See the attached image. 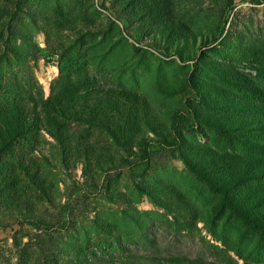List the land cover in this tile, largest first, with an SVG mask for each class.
Listing matches in <instances>:
<instances>
[{"label": "rangeland", "instance_id": "1", "mask_svg": "<svg viewBox=\"0 0 264 264\" xmlns=\"http://www.w3.org/2000/svg\"><path fill=\"white\" fill-rule=\"evenodd\" d=\"M125 4L0 0V73L22 84L18 100L101 83L136 92L152 109L150 127L143 125L132 145L79 120L65 125L80 158L63 161L43 128L35 142L10 145L4 160L19 186L0 193V264L264 262V231L233 213L183 158L220 178L227 164L215 153L264 158V148L245 138L264 140L262 128L251 133L231 121H203L230 120L240 110L221 100L210 108L197 92L213 86L253 99L251 83L264 89V0H170L159 10L152 4L156 22L140 17L141 10L126 16ZM175 38L185 42L175 45ZM214 61L226 70L216 72ZM13 95L0 89L3 98ZM21 158L41 182L20 168ZM262 184L264 177L251 178L232 192Z\"/></svg>", "mask_w": 264, "mask_h": 264}, {"label": "trees", "instance_id": "2", "mask_svg": "<svg viewBox=\"0 0 264 264\" xmlns=\"http://www.w3.org/2000/svg\"><path fill=\"white\" fill-rule=\"evenodd\" d=\"M152 4L156 6V10H159L165 4L170 5V0H126V4L123 5V12L126 16L134 17L141 10L142 14L139 15L140 17L150 22H156L153 17ZM142 6H145L146 10H142ZM180 28L184 29L182 26ZM175 39V45L178 46H182V41L185 42L184 38L181 40L179 38ZM195 40L194 37H191L192 42H195ZM191 41L187 39L186 43ZM177 52L179 54L182 53L178 49ZM223 66L225 64L214 61L212 68L216 72L225 71L226 69ZM234 72L236 71L232 70L231 72L233 76L238 77ZM63 87L65 86L62 85L57 89L53 88L51 90L53 92L46 98L40 101L35 99L33 103H28L18 100L15 95L23 90L22 84L15 79L5 78L0 73V89L14 94L11 100L0 96V161L5 165L3 166L4 176L0 178V193L5 192L3 190L5 188L7 193L8 191L12 192L15 187L18 188L19 186L18 177L13 175L14 170L4 160V154L10 149V145H13L18 139H24L26 143L35 142L38 138V131L41 128L46 129L56 140L63 161H68L71 160L72 156V158L74 156L80 158L81 153L77 151V143L73 139L68 126L65 125L67 121L79 120L85 122L92 127L105 131L114 143L126 146L134 144L136 138L139 135H143L142 126H149L152 119L150 116L152 109L149 102L136 92L126 88L101 83L68 84L65 88ZM212 87H207L205 92L200 90V88L198 89L197 92L203 103L208 104L207 106L210 108H215L218 106L216 102L221 100L227 106H235V109L243 111V113L235 111L237 113H233V117L230 120L226 116L217 119L214 115H204L203 121L217 125L218 120L223 119L224 122H233L235 127L244 131L254 133L252 131L253 128L258 127L262 128L264 132V89L251 83L248 89L254 92V97L253 99H247L230 89L215 91ZM63 91L72 92L67 95ZM234 126L231 125V127ZM245 138L251 144L264 148V140L251 137ZM88 154L86 151L83 153L85 156ZM228 154L215 153L217 157L223 159L227 164L224 167L225 171L221 178L213 171L208 170L205 172L203 165H196L191 163L186 157L183 158L202 182L208 185L210 189L220 193L222 202L233 213L238 215L250 227L264 231V184L250 186L251 192L249 193L242 190L235 195L232 192V188L240 187L246 180L264 177V158ZM78 160L80 161V159ZM23 162L24 160L21 158V161H19L20 168L34 182L37 184L41 182L37 171ZM41 185L43 184L41 183ZM242 196L249 198V203H245L242 200ZM14 204L18 207L17 203L14 202ZM28 207L29 205L26 204L25 209ZM1 214L6 215L9 213L3 211ZM19 214L25 216L26 213L24 214L21 211ZM34 216L38 217V215L33 214ZM180 258L173 257V260H184V257ZM187 262L189 264H198L196 260ZM246 264H264V262Z\"/></svg>", "mask_w": 264, "mask_h": 264}]
</instances>
